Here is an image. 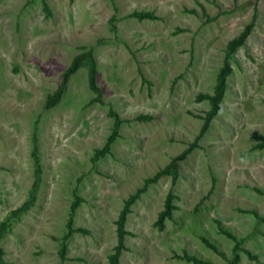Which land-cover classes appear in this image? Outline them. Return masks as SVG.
Returning <instances> with one entry per match:
<instances>
[{
	"label": "rangeland",
	"instance_id": "1",
	"mask_svg": "<svg viewBox=\"0 0 264 264\" xmlns=\"http://www.w3.org/2000/svg\"><path fill=\"white\" fill-rule=\"evenodd\" d=\"M108 110L121 122L95 155L113 126ZM255 135L264 136V0H0L5 264H110L123 201L171 161L175 179L162 174L129 206L118 264H194L183 254L264 264ZM167 192L175 209L158 228Z\"/></svg>",
	"mask_w": 264,
	"mask_h": 264
},
{
	"label": "trees",
	"instance_id": "2",
	"mask_svg": "<svg viewBox=\"0 0 264 264\" xmlns=\"http://www.w3.org/2000/svg\"><path fill=\"white\" fill-rule=\"evenodd\" d=\"M131 15L138 20H141L144 18H148V19L155 18L154 14L151 11H132ZM248 29H249V25H247L237 37L231 39L228 42L227 48H226L227 53L232 52L235 49V47L238 46L242 42V40L244 39V37L248 33ZM79 58H80L79 56L74 58L70 64V66L63 72V74H62L63 82L66 79L67 75L75 68ZM223 77H224L223 74L218 75L217 81L222 82ZM88 83H89L91 88H93V89L96 88L95 83H94V76H93V64H91V67L89 70ZM220 93H221L220 87H216L214 96L208 97L211 101V107L203 116V123H202V126H201L200 131H199V136L202 135V133L205 131L211 117L214 115V113L216 111L217 105H216L215 99H216V97H218L220 95ZM205 97H207L206 94L199 93L196 96V99L200 100V99H203ZM108 114L110 116H112V118H113V126H112L110 134L108 135L104 145L100 149L95 150V152H94L95 155H103L105 152L108 151L109 144L114 139V137L116 136L118 126L121 122L118 115L114 111L108 110ZM135 119L136 120H148V119H150V116L144 115V114H139L135 117ZM254 137L257 139V142L255 143V147L256 148L264 147V136L255 135ZM194 144H195V142H192L189 145V147L183 152V154L186 153L190 149V147L193 146ZM183 154H181V155H183ZM168 172L171 174L172 180H174L176 177V171H175V167H174L172 161L169 162L164 168L157 170L152 176L145 178L143 180V186L141 188L137 189L133 194L129 195L123 201L122 207H121L120 211L118 212L117 219L115 220L116 245L114 246L113 253L109 258L110 264H118V260H117L118 255H119L121 249L123 248V244H122L123 237L125 234H127V231L124 229V222H125L126 214L129 212V206L135 201V199L138 198L139 194L145 190L146 186L149 183H154L162 174L168 173ZM174 197L175 196L171 192L166 193V195L164 197V201H163V207L157 213L156 219H155V225L158 228L162 227L164 219L169 218L171 216L172 210L175 209V206L172 203V200ZM77 199L78 198L75 199V201L72 205V208H74V205H76ZM68 225L69 226H68L67 232L71 231L70 224L68 223ZM78 230H81V229H78ZM205 243L208 246H210L211 248H214L209 243H207V242H205ZM234 245H235V247H238L239 242H235ZM63 250H64V245H61V252ZM1 254H2V250L0 249V264H5L3 262V260L1 259ZM182 257L188 261L193 262L194 264H212L209 261L197 259L193 256H188L186 254H183ZM236 260H237V256L233 255V257L227 262V264H234L236 262Z\"/></svg>",
	"mask_w": 264,
	"mask_h": 264
}]
</instances>
